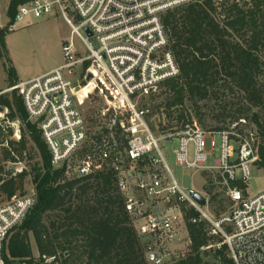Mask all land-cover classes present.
Segmentation results:
<instances>
[{
	"label": "built area",
	"instance_id": "obj_1",
	"mask_svg": "<svg viewBox=\"0 0 264 264\" xmlns=\"http://www.w3.org/2000/svg\"><path fill=\"white\" fill-rule=\"evenodd\" d=\"M12 1L8 0L7 12ZM210 1L219 21L233 7L250 10L257 3L264 5V0ZM195 2L24 0L13 19L6 12L0 34L13 33L30 20L59 14L71 36L62 42V65L6 89L0 84V97L17 92L22 98L28 122L40 130L54 170H62L68 179L92 183L101 175L113 176L124 210L145 242L149 264L179 259L193 245L190 236L181 237L180 229L187 222L205 224L207 236L221 241L217 248L227 247L234 264H264V192L245 197L231 186L236 181L248 185L251 180L252 169L260 161L257 133L241 130L237 124L223 131L205 130L195 120L159 136L151 128L146 102L159 97L165 83L180 75L164 17ZM3 60L0 50V65ZM96 98L102 107L85 114L83 107ZM6 114H0V127L4 129L6 121L13 130L11 140L20 141V122H10ZM172 139L179 142L175 154L180 166L220 175L231 201L227 212L216 216L207 199L201 206L180 186L160 146ZM34 204V196L28 195L15 196L0 206V264H30L8 262L4 244ZM192 211L195 216H190Z\"/></svg>",
	"mask_w": 264,
	"mask_h": 264
},
{
	"label": "trees",
	"instance_id": "obj_2",
	"mask_svg": "<svg viewBox=\"0 0 264 264\" xmlns=\"http://www.w3.org/2000/svg\"><path fill=\"white\" fill-rule=\"evenodd\" d=\"M23 1L11 2L7 12L11 19ZM164 25L180 68V75L165 83L167 97L163 107L170 121L168 129H173L174 121L180 129L192 121L184 112L174 116V110L187 101L197 105L208 99L217 100L221 103L220 111L213 115V120L218 124L223 122V126L215 131L229 129L234 124L245 130L248 123L252 124L260 139V161L256 166L264 169V5L257 3L250 10L233 7L219 21L210 0H196L167 14ZM4 35L0 34V50L6 59L9 55ZM9 71L12 87L18 84L14 82L17 77L13 68ZM226 93L237 96L241 102L237 106L227 103ZM161 108H153L150 119ZM5 111L10 122H20L22 136L20 141L7 142L0 163L21 162L25 163V169L14 175L11 169L0 165V194L7 201L15 196L24 197L28 176L35 187L33 208L5 241V259L30 264H149L145 242L124 210L113 176L101 175L93 183L66 178L62 170L53 169L41 132L37 125L28 122L17 92L0 97V114ZM200 124L204 125L202 119ZM151 128L154 130L152 124ZM11 135L9 127L8 132L0 127L2 139ZM231 186L248 196V185L236 181ZM216 201L217 196L213 195L210 203ZM225 212L213 211L218 217ZM195 215L194 211L190 213ZM206 230L205 224L190 225L193 252L173 264H234L226 246L202 251L211 240ZM32 237L39 253L37 261L33 257Z\"/></svg>",
	"mask_w": 264,
	"mask_h": 264
},
{
	"label": "rangeland",
	"instance_id": "obj_3",
	"mask_svg": "<svg viewBox=\"0 0 264 264\" xmlns=\"http://www.w3.org/2000/svg\"><path fill=\"white\" fill-rule=\"evenodd\" d=\"M8 0H0V24L6 22V12ZM71 36V29L68 24L63 20L59 15H52L40 20H30L26 24L18 27V29L13 33H6L4 35L5 46L8 50V58L3 60L0 65V84L2 89H6L12 85V80L10 77V67L13 68L16 72L17 80L14 82L26 81L31 78L43 75L56 67H59L64 63V55L62 52V40L69 39ZM77 47L83 50L82 44L79 39L75 40ZM10 61V63H9ZM226 102L231 103V105L237 106L240 99L232 96L229 93H226ZM166 90L162 92L159 97L148 100L146 103L152 110L155 107H162L160 110L155 111L152 118L150 119L151 124L154 127V133L159 136L163 133L174 132L180 130V126L177 125V122L174 121L171 124L174 125L173 129H168L170 121L166 116V110L163 107L166 101ZM224 98V99H225ZM222 102V101H221ZM220 102L217 100H205L198 102L197 105H194L191 101H187L183 107L175 109V117L179 112H184L185 115H190L192 120L198 122V124L205 130H215L216 127H222L223 122L219 123L213 120V115H216L220 110ZM103 103L101 101L87 102L83 107V112L89 114L95 108L102 107ZM198 108L199 115H196V109ZM6 112V111H5ZM4 112V113H5ZM5 116V119L7 118ZM200 119L203 120L204 125L200 124ZM3 124V128L8 132V125ZM10 128V127H9ZM2 129V130H4ZM11 129V128H10ZM166 129V130H165ZM246 132H256V128L248 123L244 128ZM4 130V131H5ZM12 130V129H11ZM13 135V130H12ZM12 135L10 137H12ZM11 138L2 139L0 136V158L4 157V149L7 147V142ZM216 142L219 144V139H216ZM208 150L211 148V140L207 139ZM161 150L164 157L174 175L175 179L179 182L180 186L187 191H196L203 195L210 203V200L213 195L217 196V201L210 203V210L215 212L220 210L223 212L230 208V201L226 195L220 175L217 172H193L185 167L180 166L176 161L175 151L179 147L178 139H172L160 143ZM213 163V160H210V164ZM1 166L6 169H11L14 175L18 174L16 170H24L25 163L21 166H14L12 162H1ZM30 171L29 168H27ZM15 171V172H14ZM5 173V172H4ZM7 176L4 174L3 178ZM214 185V188L211 186ZM248 195L254 197L260 193L264 192V169H259L257 166H254L252 169V177L248 184ZM20 194V193H18ZM21 195V194H20ZM25 196L35 195V187L32 183V177L28 176L24 183L23 194ZM7 198L5 195L0 194V206L7 203ZM222 202H225L224 204ZM190 225L191 223L187 222L182 225L180 232L182 238H187L190 236ZM209 239V238H208ZM209 246L213 245L212 250H217V244H220V240L212 241L209 240ZM31 245L33 249L34 260L37 261L39 257L38 249L35 243L34 238H31ZM183 247V246H182ZM205 249L202 251H206ZM193 252V246L183 250V255L181 258L169 260L166 264H173L174 261L180 259H185L187 256L191 255Z\"/></svg>",
	"mask_w": 264,
	"mask_h": 264
},
{
	"label": "water",
	"instance_id": "obj_4",
	"mask_svg": "<svg viewBox=\"0 0 264 264\" xmlns=\"http://www.w3.org/2000/svg\"><path fill=\"white\" fill-rule=\"evenodd\" d=\"M86 31H87L88 35L91 37L92 34L87 29H86ZM190 195L199 205L205 206L207 204L206 198L203 195H201L199 192L192 190V191H190Z\"/></svg>",
	"mask_w": 264,
	"mask_h": 264
},
{
	"label": "crops",
	"instance_id": "obj_5",
	"mask_svg": "<svg viewBox=\"0 0 264 264\" xmlns=\"http://www.w3.org/2000/svg\"><path fill=\"white\" fill-rule=\"evenodd\" d=\"M65 39H63L62 40V42L64 41ZM57 68V67H56ZM55 68V69H56ZM54 70V69H53ZM52 71V70H51ZM50 72V71H49ZM48 73V72H47ZM46 74V73H45ZM44 75V74H43ZM40 76H42V75H40ZM40 76H37V77H40ZM37 77H35V78H37ZM32 79H34V78H31V79H28V80H26V81H30V80H32ZM26 81H21V82H26ZM215 155H217V153H215ZM211 160H213V159H211Z\"/></svg>",
	"mask_w": 264,
	"mask_h": 264
},
{
	"label": "bare ground",
	"instance_id": "obj_6",
	"mask_svg": "<svg viewBox=\"0 0 264 264\" xmlns=\"http://www.w3.org/2000/svg\"><path fill=\"white\" fill-rule=\"evenodd\" d=\"M0 117H2V116H0Z\"/></svg>",
	"mask_w": 264,
	"mask_h": 264
}]
</instances>
